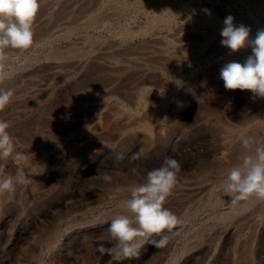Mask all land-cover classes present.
<instances>
[{"label":"rangeland","instance_id":"1","mask_svg":"<svg viewBox=\"0 0 264 264\" xmlns=\"http://www.w3.org/2000/svg\"><path fill=\"white\" fill-rule=\"evenodd\" d=\"M250 2L41 0L33 45L5 49L0 68V88L14 93L0 120L26 112L7 122L28 157L0 159V179L20 168L28 181L0 193V264H107L97 249L110 246V221L130 215L122 202L169 156L181 168L164 207L179 224L165 247L147 244L121 264H264V202L233 204L223 187L251 154L240 137L264 140V98L220 78L225 63L251 55L221 46L224 19L250 27V39L264 29V0L260 13ZM39 80L46 93L32 91ZM105 89L111 97L94 109ZM73 102L87 106L53 133L50 120Z\"/></svg>","mask_w":264,"mask_h":264},{"label":"clouds","instance_id":"2","mask_svg":"<svg viewBox=\"0 0 264 264\" xmlns=\"http://www.w3.org/2000/svg\"><path fill=\"white\" fill-rule=\"evenodd\" d=\"M41 7V0H0V68L7 59L5 49L27 50L33 45V25ZM220 44L235 53L251 48L243 63L231 61L220 69V78L227 90H249L255 97L264 98V29L256 32L250 39L248 26L234 23V17L228 15L223 21ZM8 76L0 72V81ZM14 93L0 88V111L4 110ZM9 122L0 120V159L12 157L17 161H26L28 157L15 152L14 139L8 129ZM242 145L251 154L241 158V163L232 167L224 181V192L237 201L255 199L264 202V140L250 136L240 137ZM180 163L165 157L159 168L147 172L146 181L132 187L130 198L122 202V207L130 215H118L110 223L107 242L98 246L101 254L109 259L107 264H121L122 260L138 258L141 248L147 244L163 248L171 239L170 234L179 224L177 216L164 207L167 197L177 183ZM135 172V170H133ZM105 182L111 177L103 174ZM23 169L18 168L15 176L8 175L0 179V193L14 192L16 184H24ZM158 236L159 239L153 237Z\"/></svg>","mask_w":264,"mask_h":264},{"label":"bare ground","instance_id":"3","mask_svg":"<svg viewBox=\"0 0 264 264\" xmlns=\"http://www.w3.org/2000/svg\"><path fill=\"white\" fill-rule=\"evenodd\" d=\"M249 1V0H248ZM252 3H253V5H254V9L257 11V13H260V12H262V3H261V0H250ZM250 2V3H251ZM46 3V2H45ZM48 3H50L49 1H48ZM79 3H80V1H79ZM247 3V2H246ZM73 4L74 3H72L71 5L73 6ZM76 4V3H75ZM242 5V4H241ZM46 6V5H45ZM93 7H91L90 8V10H93L92 9ZM251 8V7H250ZM253 9V8H252ZM90 10H89V12H90ZM248 11V10H247ZM251 11H253V10H251ZM81 12V11H80ZM85 12H86V10H85ZM255 12V11H254ZM253 12V13H254ZM81 15V14H80ZM252 15V14H251ZM250 15V16H251ZM257 15V14H256ZM259 19V18H258ZM250 22H251V24L253 25V26H257L258 24H257V22H256V20L255 19H251L250 20ZM53 28V27H52ZM258 28V27H257ZM198 30V29H197ZM255 30V29H254ZM178 32V31H177ZM212 33V32H211ZM185 34V33H184ZM195 34V33H194ZM198 35V34H197ZM204 35V34H203ZM167 37V36H166ZM178 38V37H177ZM190 38V37H189ZM199 38V37H198ZM182 39V38H181ZM185 39V38H184ZM157 40V39H156ZM193 40V39H192ZM201 41V40H200ZM170 42V41H169ZM172 42V41H171ZM170 42V43H171ZM181 42H183L184 43V41H181ZM195 42H196V40H195ZM187 43V42H186ZM191 44V43H190ZM195 44V43H194ZM199 44V43H198ZM170 45V44H169ZM186 45V44H185ZM179 46V45H178ZM202 47V46H201ZM24 51V50H23ZM159 51V50H158ZM162 51V50H161ZM210 52V51H209ZM178 53V52H177ZM168 56V55H167ZM177 56V55H176ZM191 57V56H190ZM198 57V56H197ZM208 58V57H207ZM110 62V61H109ZM241 63V62H240ZM166 65V64H165ZM57 68V66L56 65H53V66H51L50 67V69H51V71H53V70H55ZM63 68V67H62ZM72 71V70H71ZM63 74V73H62ZM68 74H70V71H69V69L68 70H65V72H64V75H68ZM48 82V81H47ZM47 82H45V80H39V81H37V82H35L34 84H33V86H32V91H42V92H47V90H48V86H49V84L47 83ZM15 84V83H14ZM25 87V86H24ZM76 89V88H75ZM97 91V90H96ZM95 91V92H96ZM30 93H33V92H30ZM37 93V92H36ZM49 93V92H48ZM47 93V94H48ZM112 90H107V89H105V90H102V91H99L96 95H95V97H94V101H97V104H94L95 106L93 107L94 109H97L98 108V103L101 101V100H105V99H107V98H110L111 97V95H112ZM25 95V94H24ZM30 95V94H29ZM88 95V94H87ZM80 96V95H79ZM82 96V95H81ZM94 96V95H93ZM88 97V96H87ZM49 98V97H48ZM32 99V98H31ZM81 99V98H80ZM78 101H80L79 99H78ZM106 101V100H105ZM93 102V101H92ZM84 103H86V102H84ZM22 105V104H21ZM87 106V104H85V105H82V106H80L78 103H76V102H73L72 104H69V105H67L63 110L61 109V111L62 112H58L59 114H57L55 117L53 116L52 117V119L50 120V122H49V125L52 127V128H54L53 129V133H54V131H55V133H59L60 135H61V133H64V132H66L67 130H68V128L70 127V124L73 122V119H74V117H76L75 115H78V114H80V112H81V110H82V107L84 108V107H86ZM91 108V107H90ZM17 109V108H16ZM19 110H20V108H18ZM58 109H60V108H58ZM124 109V108H123ZM22 110H23V108H22ZM84 110V109H83ZM33 111V110H32ZM85 111V110H84ZM92 111V110H91ZM14 112V111H13ZM108 112H109V110H108ZM26 112H23V111H19V112H14V113H12V114H10L7 118H5V121H13V123H14V121L15 122H17V121H19L20 119H22L21 117L25 114ZM48 113V112H47ZM56 113V112H55ZM54 113V114H55ZM31 114V113H30ZM46 115V114H45ZM44 115V116H45ZM25 116H26V114H25ZM48 117H49V115H47ZM88 116V115H87ZM115 116V115H114ZM27 117V116H26ZM25 117V118H26ZM28 117H30V115L28 116ZM46 117V116H45ZM44 117V120L46 119ZM124 117V116H123ZM4 118V117H3ZM30 118H32V117H30ZM50 118V117H49ZM48 119V118H47ZM46 119V120H47ZM101 119V118H100ZM24 120H26V119H24ZM28 121H29V118L27 119ZM43 120V121H44ZM144 120V119H143ZM27 121V123L26 124H28L29 122ZM32 121V120H31ZM30 121V122H31ZM129 121V120H128ZM127 121V122H128ZM157 121V120H156ZM32 123H33V121H32ZM36 123V122H35ZM44 123V122H43ZM20 124V123H19ZM25 124V125H26ZM34 124V123H33ZM16 125V124H15ZM14 125V126H15ZM24 125V126H25ZM47 125V124H46ZM127 125V124H126ZM23 126V127H24ZM30 126H32L31 124H30ZM95 127L94 128H97V127H99L100 128V125H97V123H96V125H94ZM151 126V125H150ZM149 126V127H150ZM27 127V126H26ZM29 127V126H28ZM33 128H34V126H32ZM46 127V126H45ZM49 127V126H48ZM83 127V126H82ZM148 127V128H149ZM152 127V126H151ZM50 128V127H49ZM75 128V127H74ZM146 128H147V126H146ZM148 128L146 129V130H148ZM51 129V128H50ZM153 129V128H152ZM28 130V129H27ZM95 130V129H94ZM17 131H20V130H17ZM30 131V130H29ZM51 131V130H50ZM149 132V131H148ZM49 133V132H48ZM25 134H27V133H25ZM97 135V134H96ZM58 136V135H57ZM22 139V138H21ZM114 140V139H113ZM81 143V142H80ZM104 144V143H103ZM50 145V144H49ZM52 145H54L53 143H52ZM51 145V146H52ZM60 154V153H59ZM57 160V159H56ZM55 163V162H54ZM2 202V201H1ZM238 209V208H237Z\"/></svg>","mask_w":264,"mask_h":264}]
</instances>
